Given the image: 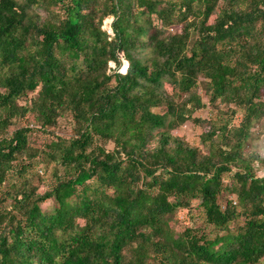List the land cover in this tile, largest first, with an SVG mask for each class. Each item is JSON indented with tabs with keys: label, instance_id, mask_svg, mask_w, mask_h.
<instances>
[{
	"label": "trees",
	"instance_id": "16d2710c",
	"mask_svg": "<svg viewBox=\"0 0 264 264\" xmlns=\"http://www.w3.org/2000/svg\"><path fill=\"white\" fill-rule=\"evenodd\" d=\"M256 133L264 0H0V264H264Z\"/></svg>",
	"mask_w": 264,
	"mask_h": 264
},
{
	"label": "rangeland",
	"instance_id": "374dc122",
	"mask_svg": "<svg viewBox=\"0 0 264 264\" xmlns=\"http://www.w3.org/2000/svg\"><path fill=\"white\" fill-rule=\"evenodd\" d=\"M112 21H113V18L106 19L105 24H104V28L108 29L109 32L111 33V35H114L113 29L111 26ZM125 64H126V61L123 63V65L120 69L122 72L127 71V69L125 68ZM110 66L112 68H115L116 64L114 62H111ZM201 92L204 96V100L207 102L208 101L207 95L205 94L204 91H201ZM35 94H37V92H32L28 95L27 98L20 99L18 102L20 104H26L27 100L31 99V97H33ZM207 104H208L207 107L197 111L195 113V116L202 117L205 119L213 118L216 121H220L222 115H220V113L218 112V110L216 108H212V106L209 103H207ZM222 107L225 108L226 106L223 104ZM26 119L27 120L31 119V122L34 125L39 123L38 121L36 122L34 120L33 116L29 119L28 118H26ZM240 120H241V115H238L234 119V123L239 124ZM26 123H27V121H26ZM60 123L62 126H65L66 125V119L61 118ZM64 131L69 133L70 127H64ZM202 131H203V128L201 126H198L193 121L188 120L181 127L174 129L173 133L180 135V136H184L188 141H190L194 144L200 145L205 150H207V147L205 146V144L201 140ZM61 133H63V132H61ZM46 138H49L48 134H45V133L44 134L43 133L38 134V136L33 138V143H36V145L40 146L41 143H43ZM250 146L254 149H257V150L264 152V133H261V134L256 133L250 139ZM108 147L113 149L114 144L109 143ZM259 174L264 175V169H260ZM50 178H51V173L50 172L46 173L45 174V180L40 182V191L41 192H43L45 189L48 188ZM230 180H231L230 177L226 176L225 181L227 184L230 182ZM223 196H225V197L230 196L231 198L234 197V195L233 196L229 195V193H227V192H224ZM225 197H224L223 201H225ZM199 202L200 201H198V200H194L192 203V207L190 209L189 208L180 209L177 212L176 219L178 220V222L176 224V229H177V231H182L185 229L186 226L195 224V226H203L208 232H210L211 235L214 236L215 233L217 232V230H215L211 225L206 224L204 212L202 211V208L199 206ZM43 208L44 209H52L53 208V202L51 200L47 201L46 203L43 204ZM232 226H233V224H232Z\"/></svg>",
	"mask_w": 264,
	"mask_h": 264
},
{
	"label": "water",
	"instance_id": "95a60500",
	"mask_svg": "<svg viewBox=\"0 0 264 264\" xmlns=\"http://www.w3.org/2000/svg\"><path fill=\"white\" fill-rule=\"evenodd\" d=\"M127 62H128V64H127V68L126 69H128V67H129V61L127 60Z\"/></svg>",
	"mask_w": 264,
	"mask_h": 264
}]
</instances>
